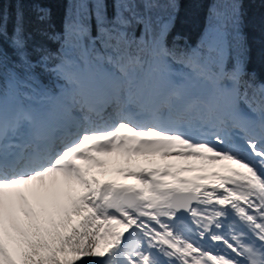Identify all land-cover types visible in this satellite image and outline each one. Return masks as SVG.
<instances>
[{
	"label": "snow or ice",
	"instance_id": "6c2138e0",
	"mask_svg": "<svg viewBox=\"0 0 264 264\" xmlns=\"http://www.w3.org/2000/svg\"><path fill=\"white\" fill-rule=\"evenodd\" d=\"M35 11L9 35L0 10V264H264L244 0H213L194 47L180 0H68L62 31ZM157 155L184 163L100 178Z\"/></svg>",
	"mask_w": 264,
	"mask_h": 264
},
{
	"label": "trees",
	"instance_id": "16d2710c",
	"mask_svg": "<svg viewBox=\"0 0 264 264\" xmlns=\"http://www.w3.org/2000/svg\"><path fill=\"white\" fill-rule=\"evenodd\" d=\"M213 0H180V12L177 17L175 33H180L193 47L204 33L208 9ZM37 5L50 9L49 23L53 31H62V25L68 8V0H0V10L8 17V32L11 35L17 8L24 11L26 28L32 31L36 26ZM245 27L248 44L252 49L249 71H256L264 78V0H244ZM171 39V38H170ZM184 41H181L183 44ZM55 49L56 45H50ZM7 47V45H5ZM10 51V49H9Z\"/></svg>",
	"mask_w": 264,
	"mask_h": 264
},
{
	"label": "rangeland",
	"instance_id": "374dc122",
	"mask_svg": "<svg viewBox=\"0 0 264 264\" xmlns=\"http://www.w3.org/2000/svg\"><path fill=\"white\" fill-rule=\"evenodd\" d=\"M168 159L162 158L159 155L149 156V157L141 156V157H133L132 161L129 162L126 158L114 157L113 159H110V163L108 164V170H109L108 175L100 177V178L101 179H114V180H118L122 183H135V181L131 180V179L124 180L122 174L118 171V169L119 168H128V167H133V166H140V164H138V162L144 163L146 161H150V162L154 163V161L160 162V161H165ZM182 162H184V161H182Z\"/></svg>",
	"mask_w": 264,
	"mask_h": 264
},
{
	"label": "bare ground",
	"instance_id": "6f19581e",
	"mask_svg": "<svg viewBox=\"0 0 264 264\" xmlns=\"http://www.w3.org/2000/svg\"><path fill=\"white\" fill-rule=\"evenodd\" d=\"M114 157L112 158H109V159H113ZM166 163H176V164H181V163H184L180 160H176L174 158H169L168 160H165V161H160V162H157V161H154L153 162H150V161H146V162H138V164H140V166H146V167H152V166H162ZM124 166V165H123ZM185 175H192L191 173H186Z\"/></svg>",
	"mask_w": 264,
	"mask_h": 264
}]
</instances>
